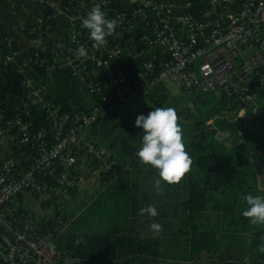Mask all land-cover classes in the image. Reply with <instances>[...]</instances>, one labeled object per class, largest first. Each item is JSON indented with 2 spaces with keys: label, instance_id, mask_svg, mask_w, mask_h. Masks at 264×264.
<instances>
[{
  "label": "trees",
  "instance_id": "trees-1",
  "mask_svg": "<svg viewBox=\"0 0 264 264\" xmlns=\"http://www.w3.org/2000/svg\"><path fill=\"white\" fill-rule=\"evenodd\" d=\"M243 1L231 0L229 5L236 8ZM78 2L81 0L74 6ZM175 2L190 3V11L196 16L212 7L210 0ZM117 8L118 5L111 4L109 9ZM112 14L102 10L98 17L103 21ZM72 29L80 34L88 30L79 23ZM69 32L60 43H69ZM138 37L139 33H126L123 40ZM124 46L122 44L126 55L130 47ZM138 48L142 47L138 45ZM5 58L0 60L3 120L23 116L33 124L31 135L40 127L47 128L43 105L28 103L29 88L24 83L28 74L21 70L24 65L21 57L15 56L11 61ZM124 67L133 69L128 63ZM44 68L36 67L28 75L38 81L39 86L44 84ZM50 77L51 83L42 94L46 103L59 107L60 113L90 108L87 102L90 97L79 79L71 75L69 66L56 68ZM191 94L195 109L190 116H185L183 111L173 112L168 118L160 115L168 97L165 87L160 86L150 96L151 107L131 118H119L118 112L108 114L84 134L88 144L112 152L108 162L113 164L107 178L115 180L112 188L122 194L123 229L95 235L69 231L52 234L50 238L59 251L84 264H150L160 257L161 238L156 233L147 237L139 228L145 229V224L151 223L163 237L182 239L187 246L188 260L195 261L205 254L217 259L216 264H264L263 138L232 121L234 111L240 107L234 96L212 98L214 105L208 108L210 99L204 92ZM204 98L207 102L200 105ZM90 103L95 104L97 100L92 97ZM258 104L264 106L263 90L258 91ZM178 117L188 120L186 130L181 129V132V127L173 126ZM239 130H243L244 140L235 150L216 137L218 132L237 137ZM185 131L188 133L186 140L179 136ZM16 147L29 158L23 163L26 169L34 149L30 145ZM116 150L122 157L115 156ZM83 153L81 150L77 154ZM256 158L263 163L259 165ZM17 209L18 213H29ZM53 225L39 223L46 233ZM175 242L180 244L178 240Z\"/></svg>",
  "mask_w": 264,
  "mask_h": 264
},
{
  "label": "built area",
  "instance_id": "built-area-1",
  "mask_svg": "<svg viewBox=\"0 0 264 264\" xmlns=\"http://www.w3.org/2000/svg\"><path fill=\"white\" fill-rule=\"evenodd\" d=\"M76 1L67 0L66 6L71 8ZM95 2L98 6L82 18L86 33H68L69 43L64 46L72 58L66 64L41 66L46 77L56 68L69 66L71 75L97 103L89 102L87 110L60 113L42 95L51 77L39 86L28 76L33 70L24 64L28 103L43 105L48 127L31 135L33 124L23 116L5 121L0 112V134L11 137L15 146L34 149L26 169L23 163L29 158L22 163L7 159L0 169V264H84L59 251L50 238L69 228L63 211H58L46 233L33 214L18 213L12 204L24 194L54 192L67 197L78 184L74 173L79 162H101L100 151L86 142L84 134L140 94L171 82L186 93L209 92L216 99L234 96L240 107L232 121L261 135L264 142V106L258 104V91H264V0H244L227 19H211L208 11L196 16L190 3L175 14L176 3L169 0H130L121 7L118 0ZM111 4L118 8L109 9ZM102 10L113 14L102 21L98 17ZM100 28L108 29L114 40L105 53ZM126 33H139V37L123 40ZM122 44L131 48L129 58ZM81 150L84 153L78 155Z\"/></svg>",
  "mask_w": 264,
  "mask_h": 264
},
{
  "label": "crops",
  "instance_id": "crops-1",
  "mask_svg": "<svg viewBox=\"0 0 264 264\" xmlns=\"http://www.w3.org/2000/svg\"><path fill=\"white\" fill-rule=\"evenodd\" d=\"M66 1L0 0V60L5 57V59L11 57L12 60L13 57L20 56L22 63L28 66L29 71L34 70L36 67H41V64H66L72 57L67 53L64 43H60V41L66 37L67 32L74 30L72 27L76 23L84 26L82 18L86 11L88 12L91 8L95 9L98 6L95 0H92L89 4L85 3L86 0H81V2H78L79 4L81 3L80 6L75 5L73 8H69L66 6ZM113 1L117 2V0ZM169 1L175 2V0ZM230 1L210 0L212 6L208 11L210 18L227 19V15L233 9L229 5ZM129 3L130 0H118L117 2L120 7ZM186 3L182 5L176 3L177 9L174 10V13L182 12L183 9L181 8ZM109 35L108 29L100 28L99 40L103 53L106 52L105 48L111 46ZM126 46L129 47L128 45ZM128 49L125 51L127 58H129L128 55L131 51V48ZM42 81L44 83L49 82L50 76L42 77ZM88 101L90 102L87 98ZM222 133L218 132L216 135L220 142L222 141L218 137ZM238 135L242 142L244 140L243 133ZM222 143L234 150L238 146L235 144L236 142L232 145H227L224 141ZM16 148L11 137L0 134V169L7 159H13L17 163H22L26 159L25 155L18 152ZM101 150H99L102 157L101 162L91 163L88 162L89 160L79 162L74 173L78 184L70 191L67 197L63 198L60 193L55 194L54 192H47L41 196L24 194L15 199L12 205L33 214L40 224L45 225L53 223L58 211H63L70 221L66 232L95 235L121 231L123 229V223L121 222L108 228L98 225L97 222L88 224L90 221L84 218L88 206L96 202L107 191L119 192V190L112 188L115 180L106 176L109 173L106 172V165L111 166L113 163L110 164L108 162L107 154H104ZM103 151L107 152L105 149ZM108 156H111V154ZM257 159L255 160L261 165L263 162L260 161L261 159ZM119 171H121L120 168ZM146 228V226L145 229L141 227L139 230L143 233Z\"/></svg>",
  "mask_w": 264,
  "mask_h": 264
},
{
  "label": "rangeland",
  "instance_id": "rangeland-1",
  "mask_svg": "<svg viewBox=\"0 0 264 264\" xmlns=\"http://www.w3.org/2000/svg\"><path fill=\"white\" fill-rule=\"evenodd\" d=\"M165 89L168 92V97L166 99L165 104L163 105V109L159 112L160 115L168 118L172 117L173 112L183 111L185 116H190L193 114L194 105L191 103L192 94L186 93L177 88V86L171 82H166L164 84ZM152 91L145 92L143 94L138 95L136 98L130 100L127 104L123 105L118 109L119 118L128 117L131 118L137 112L147 109L152 106V102L150 96ZM204 96L210 99V103L206 107H212L214 105L213 96L209 92H204ZM90 100V98H88ZM201 101V100H200ZM89 102V101H88ZM190 112V113H189ZM191 121V117H190ZM173 122V121H171ZM188 123V120L185 117H178L174 121V127H181V129H185V125ZM243 130H240L239 133H242ZM238 133V134H239ZM229 133L223 132L222 135H219V139L227 145L240 144L239 135L237 137L228 136ZM181 138L186 140L188 133L185 131L180 134ZM239 138V139H238ZM104 145V143H103ZM105 146V145H104ZM235 146V145H234ZM236 147V146H235ZM238 148V146L236 147ZM147 149V148H146ZM104 150V148H103ZM101 150L104 154H107V158H111L112 152L107 150V152ZM111 156H108L110 155ZM117 158L122 157L121 153L116 150L114 152ZM257 159V158H256ZM259 159V158H258ZM257 159V160H258ZM262 162V160H260ZM106 172H111L109 169V165H106ZM119 170V169H118ZM107 173L106 176L109 175ZM122 194L121 192L111 191L106 192L103 196H101L96 202L90 204L86 209V213L84 214L85 220H89L88 224L97 222L98 225H102V227H113L118 225L120 222L123 223L125 214L123 215V203H122ZM100 223V224H99ZM146 231L143 232V235L149 237L156 233V236L161 238V248H160V257H158L155 261H152L150 264H216L217 259L209 258V255L203 254L198 257L197 260H188L187 246L184 241L180 238H171V237H163V233L155 226V224H147L145 225ZM175 240H178L180 244H177ZM220 264V263H219Z\"/></svg>",
  "mask_w": 264,
  "mask_h": 264
},
{
  "label": "water",
  "instance_id": "water-1",
  "mask_svg": "<svg viewBox=\"0 0 264 264\" xmlns=\"http://www.w3.org/2000/svg\"><path fill=\"white\" fill-rule=\"evenodd\" d=\"M206 102H207V99L204 98V99H202V100L200 101V105H204Z\"/></svg>",
  "mask_w": 264,
  "mask_h": 264
}]
</instances>
